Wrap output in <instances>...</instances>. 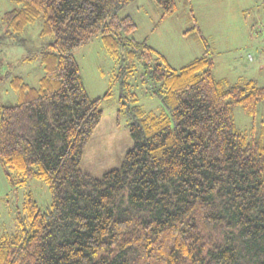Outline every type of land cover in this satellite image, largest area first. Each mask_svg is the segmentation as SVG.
<instances>
[{"label":"trees","instance_id":"obj_1","mask_svg":"<svg viewBox=\"0 0 264 264\" xmlns=\"http://www.w3.org/2000/svg\"><path fill=\"white\" fill-rule=\"evenodd\" d=\"M134 1L11 0L0 15L1 41L24 45L36 21L50 36L21 58L42 64L39 85L9 77L18 101L0 106V163L12 183L36 177L52 196L47 209L26 196L18 230L0 237V264H264V123L256 119L264 85L217 77L194 15L188 31L206 49L174 67L134 36L133 16L119 14ZM154 1L162 20L178 9L177 0ZM97 36L118 61L119 113L133 139L101 177L80 164L111 90L90 97L73 53ZM138 59L158 112L138 104L126 81ZM234 105L253 116L249 130L237 126Z\"/></svg>","mask_w":264,"mask_h":264},{"label":"rangeland","instance_id":"obj_2","mask_svg":"<svg viewBox=\"0 0 264 264\" xmlns=\"http://www.w3.org/2000/svg\"><path fill=\"white\" fill-rule=\"evenodd\" d=\"M177 3V11L163 20L162 10L154 0H136L119 14L133 16L138 24L134 36L147 39L176 68L202 55L206 49L197 31H188L195 24L194 15L214 52L216 76L231 82L253 78L259 85H264V0H192L188 6L184 0H177ZM13 7L11 0H0V15ZM41 26V21H36L27 27L24 45L0 40V106L18 101L17 93L9 84L11 74L23 76L30 85H39L44 74L42 64L39 61L23 62L21 58L49 40L50 36L40 34ZM73 53L90 97H100L111 90V95L102 102V119L84 149L80 164L84 172L101 177L107 170L119 166L133 145L129 117L119 113L122 89L119 80H114L119 64L99 36L77 47ZM126 81L137 95V103L144 109L161 110L162 102L149 92L151 82L139 59ZM233 112L237 126L243 131L249 130L253 116L240 105H234ZM256 119L264 123V101L259 104ZM28 194L43 209L51 205V191L46 182L31 177L26 184H14L7 179L0 163V237L18 230L15 217Z\"/></svg>","mask_w":264,"mask_h":264}]
</instances>
